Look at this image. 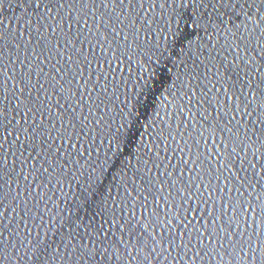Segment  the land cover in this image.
<instances>
[{
  "label": "snow or ice",
  "instance_id": "obj_1",
  "mask_svg": "<svg viewBox=\"0 0 264 264\" xmlns=\"http://www.w3.org/2000/svg\"><path fill=\"white\" fill-rule=\"evenodd\" d=\"M0 264H264V0H0Z\"/></svg>",
  "mask_w": 264,
  "mask_h": 264
}]
</instances>
